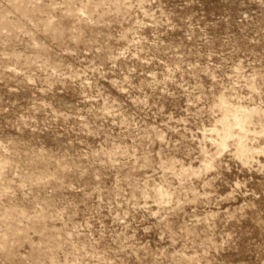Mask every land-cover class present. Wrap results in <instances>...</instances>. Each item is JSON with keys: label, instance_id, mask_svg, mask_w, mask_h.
Listing matches in <instances>:
<instances>
[{"label": "rangeland", "instance_id": "1", "mask_svg": "<svg viewBox=\"0 0 264 264\" xmlns=\"http://www.w3.org/2000/svg\"><path fill=\"white\" fill-rule=\"evenodd\" d=\"M0 264H264V0H0Z\"/></svg>", "mask_w": 264, "mask_h": 264}]
</instances>
